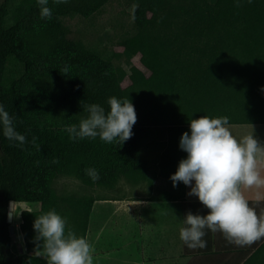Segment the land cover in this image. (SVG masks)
Here are the masks:
<instances>
[{"label": "trees", "instance_id": "1", "mask_svg": "<svg viewBox=\"0 0 264 264\" xmlns=\"http://www.w3.org/2000/svg\"><path fill=\"white\" fill-rule=\"evenodd\" d=\"M13 1L0 2V104L26 140L21 146L0 134V264H48L32 224L52 209L86 238L94 199L58 193L57 179L86 188H112L122 178L151 185L142 153L161 135L156 169L170 180L186 157L178 141L191 119L226 116L229 125L264 124V0H121L132 28L122 37L123 48L148 64L129 73L115 62L119 54L106 56L71 38L64 23L89 19L112 0H49L50 20L40 18L37 0ZM111 96L134 105L132 137L121 145L70 140L65 127L79 123L85 105L108 110ZM90 168L98 180L86 173ZM177 189L173 200L182 201L185 186ZM10 201L37 206L18 214L23 254L11 250ZM253 243L236 245L251 250L240 264H264V238Z\"/></svg>", "mask_w": 264, "mask_h": 264}, {"label": "clouds", "instance_id": "2", "mask_svg": "<svg viewBox=\"0 0 264 264\" xmlns=\"http://www.w3.org/2000/svg\"><path fill=\"white\" fill-rule=\"evenodd\" d=\"M55 4L68 0H52ZM251 2V0H249ZM41 19H52L49 0H37ZM67 72L68 69H63ZM108 110L98 103L85 105L86 115L78 124L65 127L69 139L80 141L99 138L105 143L120 145L133 135L137 120L135 107L126 98L111 96ZM14 117L0 104V134L9 141L23 145L26 137L17 132ZM179 150L186 157L178 162L169 179L173 187L182 183L207 210L206 214L188 212L179 229V239L188 248L203 249L204 237L210 230L221 232L229 243L239 246L264 238V216H259L242 194L241 186L250 188L264 185L257 170V154L264 153L253 134L237 140L229 130L228 117L201 116L191 119L188 131L178 141ZM90 178L99 179L97 170H86ZM37 248L43 247L48 264H94L93 247L83 236L68 227L67 217L54 209L37 216L32 224Z\"/></svg>", "mask_w": 264, "mask_h": 264}, {"label": "crops", "instance_id": "3", "mask_svg": "<svg viewBox=\"0 0 264 264\" xmlns=\"http://www.w3.org/2000/svg\"><path fill=\"white\" fill-rule=\"evenodd\" d=\"M163 138L161 135L153 136L150 139L151 146L142 153L150 167L148 177L152 181L151 185L142 178H137L135 182L122 178L112 188H88L91 191L90 196L94 199L93 207L95 204H103L110 209L108 213L110 217L114 216V213H119L121 218L117 221L121 227L117 228L114 221L110 230L107 226L114 219L106 218L107 216L99 220L100 224L97 222L95 232L90 231L88 225L86 239L93 238L91 241L94 244L93 252L98 251L96 253L98 258L112 257L120 259L123 264H129L131 261H124L121 259L122 256L115 253L118 249L115 247L117 238L122 236L125 242H118L119 247L125 250L127 247L128 250L130 248L131 253L135 251L133 253H137L141 258L139 260L138 257L140 261L138 264H240L251 250H236V244L229 243L221 232H211L209 240L204 238L207 241L204 251H200L202 250L200 248H188L179 239V229L184 226L183 207L185 214L191 212L204 215L207 210L196 197L187 195L189 188L186 186L183 200H173L177 195V186L173 187L170 180L158 176L156 165L164 147ZM260 176L264 178V173ZM80 186L82 192L86 191L83 185ZM241 191L249 205L256 209L257 214L264 216V185L250 188L241 186ZM109 192L114 193L108 195ZM121 229H124L123 233ZM108 239L110 240L106 242ZM20 244L23 246L22 242ZM107 247L108 250L105 249ZM145 251H148V255L143 257L142 253Z\"/></svg>", "mask_w": 264, "mask_h": 264}, {"label": "rangeland", "instance_id": "4", "mask_svg": "<svg viewBox=\"0 0 264 264\" xmlns=\"http://www.w3.org/2000/svg\"><path fill=\"white\" fill-rule=\"evenodd\" d=\"M1 1L2 0H0V2ZM18 1L19 0H14L13 4H17ZM64 23L70 31L71 38L81 40L86 46L90 48H94L106 56H110L112 54L113 55L119 54L118 58L113 56L111 57L115 58L114 59L115 62L117 64H120V66L128 73L134 72L136 69H141L143 71L147 69L148 67L147 62L144 59L140 58L137 55L136 51L132 50L130 52H127L123 48L124 41L122 37L125 34L130 33L132 31V28H131V20H130V9L127 6H125L121 0H112L103 8L101 13L96 14L89 19H80L78 17H75L72 19H66ZM122 85L124 86L125 83H123ZM229 130L237 140H241L246 135L253 134L254 138H256L261 144H264V124L229 125ZM257 170L260 174L264 173V153L257 154ZM54 188L58 193L65 192V193H71L72 195L73 194L90 195L91 192L86 187H84L86 191L84 190V192H82L80 183L69 178L57 179L54 183ZM113 193L109 192L107 194L109 195ZM36 207L37 206L33 207L28 204L14 205L13 219L10 225L14 227L15 239L12 240L13 246L17 247L16 245H20L21 247L20 251L18 248H16V251H18L19 254L24 253V248L20 244L22 240H21L20 231L18 229L19 211L32 210ZM109 210L110 209L103 204L94 205L89 220L90 231L95 232L97 230V222L99 223V220L106 216H107L106 218L109 217L114 219L111 222V224L107 226L109 230L112 228V223L114 221L117 223L116 226L117 228L121 227V224L119 225L117 222L118 220L121 219L119 213H114L115 215L110 217V214H108ZM123 232L124 229H121V233ZM92 239H93L92 237L91 239L90 237H88V241L93 247L94 244L93 242H91ZM109 240L110 239H108L106 242H108ZM118 242L121 243L125 242L122 236H119L117 238V243L115 247H118V249H116L115 253L120 257L122 256L121 259L123 258L124 261L126 260H128L129 262L131 261L129 264H138L140 262L138 261L139 255L137 253H133L135 251L131 253L130 252L131 249L129 248L128 250V247L126 250L119 247ZM105 249L108 250V247ZM96 253H98V251ZM96 253L93 252L94 264H123L121 261H119L120 259H115L112 257L111 259H109L106 256H102L98 258ZM142 254L143 257H146L148 255V251H145ZM140 259L141 258L139 257V260Z\"/></svg>", "mask_w": 264, "mask_h": 264}, {"label": "water", "instance_id": "5", "mask_svg": "<svg viewBox=\"0 0 264 264\" xmlns=\"http://www.w3.org/2000/svg\"><path fill=\"white\" fill-rule=\"evenodd\" d=\"M14 202L10 201L8 203V207H7V223L10 224L12 222V219H13V209H14ZM9 234L11 235V238L12 240L15 239V236H14V227L12 225H9ZM17 248L19 249V251L21 250V247L20 245H17ZM11 250L12 252H15L16 251V247L15 246H12L11 247Z\"/></svg>", "mask_w": 264, "mask_h": 264}]
</instances>
